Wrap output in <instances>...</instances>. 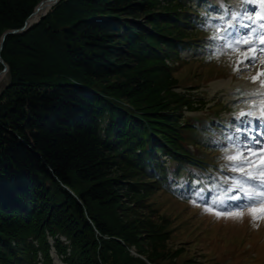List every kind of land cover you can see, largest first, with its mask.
Here are the masks:
<instances>
[{
	"label": "trees",
	"instance_id": "1",
	"mask_svg": "<svg viewBox=\"0 0 264 264\" xmlns=\"http://www.w3.org/2000/svg\"><path fill=\"white\" fill-rule=\"evenodd\" d=\"M40 1L0 0V38ZM215 1L59 0L5 38L0 264H52V248L64 264L207 263L168 248L171 220L152 195L179 183L202 195L214 164L204 152L222 151L208 137L235 145L247 127L217 121V105L210 120L184 117L205 103L176 91L180 52L209 60L210 37L234 13Z\"/></svg>",
	"mask_w": 264,
	"mask_h": 264
},
{
	"label": "rangeland",
	"instance_id": "2",
	"mask_svg": "<svg viewBox=\"0 0 264 264\" xmlns=\"http://www.w3.org/2000/svg\"><path fill=\"white\" fill-rule=\"evenodd\" d=\"M209 2L217 6V2L214 0H209ZM227 2L232 6L234 13L239 12L240 0H227ZM192 6V8L200 10V7L194 3ZM251 15H255V13H251ZM209 17L222 18V15L211 13ZM242 19L245 20V18ZM228 22L230 21L226 23ZM225 24H222V28ZM208 30L211 28L209 27ZM260 48L261 45L257 44L251 50L247 46H242L237 50L232 48L216 49L215 54L209 60L204 59L203 53L195 56L192 50H182L179 56L185 62L178 66L174 74L180 83V87L176 91L191 96L195 102L201 100L205 103L203 109L196 111H189L183 107L184 117L206 116L210 120L211 117L207 114L213 113L208 109L215 105L217 108L213 111L217 112V121L224 123L230 121L231 118L238 120L237 116L241 111L258 113L260 106L264 105V96L253 95L254 93H264V53L260 51ZM252 55L256 57L255 62L249 63L246 57ZM169 63L172 64V62ZM5 77L6 74L1 79L0 88L6 84ZM253 77L256 79L253 80ZM217 83L219 85L212 89V84ZM193 85L197 86L192 90L190 86ZM247 119L249 118L242 117L238 121ZM260 124V120L252 118V128L255 129L253 133H264V128L259 127ZM237 136L240 137L238 139L240 141L245 139L244 134L243 136L237 134ZM259 138L264 140V135ZM208 141L209 147L214 146L222 151L204 152L208 161L211 163L212 160L214 164L212 167H208L210 172L204 175L205 179H201L203 182L197 188L202 192V195L198 196L195 188L183 189L181 183L177 185V191L171 189L172 192H176L177 197L170 195L171 191L169 193L167 190L165 192L157 191L152 195L156 207H159L163 212H161L162 215L171 220L173 233L167 246L171 250L181 248L184 252L183 257L190 256L196 258L198 262H207L206 264H264V212L261 211L264 209V203L254 205L251 213L247 208L233 207L229 209L222 207L219 203H214L215 200L221 198L223 190L232 183L233 177L239 179V173L231 170L233 162L225 158L227 155L234 154V144L217 140L215 136L208 137ZM256 147L258 148L259 145ZM189 148L193 150L192 146ZM249 159L252 169L264 166L262 164L264 152H257ZM166 165L169 166L170 162L168 161ZM244 170L250 169L245 168ZM226 178L227 183L225 182ZM212 183H215L219 190L216 195L213 194L215 188ZM208 189H211L210 195L206 192ZM253 214L258 217L255 221ZM51 257L52 264H64L54 254L53 249H51Z\"/></svg>",
	"mask_w": 264,
	"mask_h": 264
},
{
	"label": "snow or ice",
	"instance_id": "3",
	"mask_svg": "<svg viewBox=\"0 0 264 264\" xmlns=\"http://www.w3.org/2000/svg\"><path fill=\"white\" fill-rule=\"evenodd\" d=\"M243 11L228 12L229 21L225 24L222 30H216L215 34L210 37V40L216 42L214 46L217 50L232 48L240 49L242 46H247L249 50L257 44L261 45L260 51L264 53V0H240ZM255 13V15H251ZM241 18H245L246 22L241 23ZM246 29V31H244ZM255 55L246 57L249 63L255 62ZM256 78L253 77V80ZM253 95H262L264 93H254ZM248 117L247 120H241V124H246L247 127L237 129L242 131L245 139L236 143L233 147L232 155H227L225 158L233 162L232 171L239 173V179L232 178V183L227 189H224L221 198H218L214 203H219L225 208L249 209L252 212V207L258 203H264V166L258 169L250 168L251 160L257 152H264V140L259 137L264 135L261 132L253 133L252 118L261 121L259 127L264 128V105L260 106L259 112L241 111L237 119ZM251 134V135H249ZM239 139L238 137L236 138ZM256 145H259L257 148ZM264 164V161H262ZM245 168L250 170L245 171ZM227 183V178L225 179ZM206 211L208 209H205ZM264 212V209H261ZM258 217L253 214V220Z\"/></svg>",
	"mask_w": 264,
	"mask_h": 264
},
{
	"label": "water",
	"instance_id": "4",
	"mask_svg": "<svg viewBox=\"0 0 264 264\" xmlns=\"http://www.w3.org/2000/svg\"><path fill=\"white\" fill-rule=\"evenodd\" d=\"M59 0H41L36 7L34 8L33 12L30 14V16L25 20L23 27L20 29H12V30H7L5 31L0 38V51L2 50L3 43L5 38L8 35H13V34H18V33H23L27 31L32 25L36 24L41 20L42 17H44L47 12L58 3ZM47 8V9H45ZM39 16H37V13L41 12ZM0 64L3 65V70L0 72V78H3L4 75L8 71V66L4 63L2 58L0 57ZM134 254V252H132Z\"/></svg>",
	"mask_w": 264,
	"mask_h": 264
},
{
	"label": "bare ground",
	"instance_id": "5",
	"mask_svg": "<svg viewBox=\"0 0 264 264\" xmlns=\"http://www.w3.org/2000/svg\"><path fill=\"white\" fill-rule=\"evenodd\" d=\"M45 9H47V8H45ZM40 13H42V11L39 12V13H37V16H39ZM1 79H2V78H0V82H1ZM217 85H219V84H218V83H217V84H212V89H215V88L217 87Z\"/></svg>",
	"mask_w": 264,
	"mask_h": 264
}]
</instances>
